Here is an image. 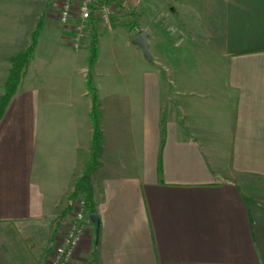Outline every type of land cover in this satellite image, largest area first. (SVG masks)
<instances>
[{
    "label": "crops",
    "instance_id": "0c3cea01",
    "mask_svg": "<svg viewBox=\"0 0 264 264\" xmlns=\"http://www.w3.org/2000/svg\"><path fill=\"white\" fill-rule=\"evenodd\" d=\"M10 8L0 0V94L10 57L31 44L38 25ZM201 18L219 40L223 81H196L188 66L167 80L151 63L135 98L128 81L93 84L103 133L92 175L101 222L98 238L92 221L86 225L75 264H91L96 245L93 264H264V0H223ZM45 82L39 92L21 83L0 122V264L47 262L92 152L87 81L83 94L66 87L56 96ZM63 103L72 112L52 111ZM57 119L71 120L68 130L58 127L62 135L54 134Z\"/></svg>",
    "mask_w": 264,
    "mask_h": 264
},
{
    "label": "rangeland",
    "instance_id": "374dc122",
    "mask_svg": "<svg viewBox=\"0 0 264 264\" xmlns=\"http://www.w3.org/2000/svg\"><path fill=\"white\" fill-rule=\"evenodd\" d=\"M3 1L11 7L8 11L13 14H20L23 17L22 13L26 11V19L31 23L33 30L40 20L44 23L42 38L46 42L45 47L42 52H35L37 56L34 55V62L32 59L31 66L26 70L21 89L32 86L39 92L48 80L50 81L48 85L53 88V96L58 95V89L66 87L81 90L83 94L90 75L87 66L90 44L75 49L71 42L67 41L68 29L62 26L58 19L61 0ZM222 2L223 0H142L138 6L130 10L133 15L128 14V10L115 7L111 27L100 26L96 29L100 52L99 61L91 72L94 82L92 84L97 86L111 83L110 87H114V83L118 81H128L129 91L132 92L130 96L135 98L136 82L142 79V72L149 68L151 63L157 65L167 80L171 73L176 76L185 75L187 71L184 68L188 66L192 70L191 76H194L196 81L206 77L217 82L223 81L227 64L218 52L219 40L210 37L211 31L201 23L203 12L210 10L212 6H222ZM134 18L142 31L150 33V53L153 62L147 61L142 51L131 42L136 36L134 30H130L131 26H134L131 25ZM219 24L220 27L221 23ZM47 58L48 60H45ZM48 61L50 65L47 67ZM169 65L173 68L176 65L178 70H175L176 72H172L173 68L171 71L165 70ZM36 97L33 106L36 107L34 110L39 111L41 110L39 94ZM87 101L85 98L81 107L85 106ZM30 106L28 105L27 114L31 111ZM14 107L17 108L16 105ZM48 109H52V105L49 104ZM53 110L55 113L72 112L67 103L53 105ZM82 111L84 113L85 107ZM15 120V116L11 114L10 121L15 123ZM52 122L56 125L54 134L62 135L58 127L68 130L71 120L57 119ZM27 123L32 124L33 121L27 119ZM64 135L69 136L65 133ZM71 152L66 150V155Z\"/></svg>",
    "mask_w": 264,
    "mask_h": 264
},
{
    "label": "built area",
    "instance_id": "2783aa9c",
    "mask_svg": "<svg viewBox=\"0 0 264 264\" xmlns=\"http://www.w3.org/2000/svg\"><path fill=\"white\" fill-rule=\"evenodd\" d=\"M142 0H61L58 19L72 31L71 45L75 49L87 45L95 26L111 27L115 7L133 10ZM90 222L86 203L79 199L65 233L57 237L50 258L45 264H72Z\"/></svg>",
    "mask_w": 264,
    "mask_h": 264
},
{
    "label": "trees",
    "instance_id": "16d2710c",
    "mask_svg": "<svg viewBox=\"0 0 264 264\" xmlns=\"http://www.w3.org/2000/svg\"><path fill=\"white\" fill-rule=\"evenodd\" d=\"M102 2H114V0H100ZM130 15H133L132 11H129ZM136 18L131 22V31L138 35L142 32V29L139 28L136 24ZM44 23L39 21L36 30L32 34L31 44L24 50L16 53L11 56L9 59L10 69L8 76L6 78L3 93L0 94V122L3 120L7 108L9 107L12 99L16 95L19 86L22 83V79L26 73L27 68L29 67L31 60L33 59L36 48L40 39L41 32L43 30ZM99 35L97 31H93L91 35V42L89 45V55H88V68L90 75L88 77L87 85L90 90H92V111L91 116L93 120L94 134L92 141V152L89 158L87 167L80 178L76 181L75 190L69 198V207L66 211L73 210L77 201L83 199L86 203L87 211L89 214L97 213V205L95 202V192L92 182V175L95 168L100 163V152L103 146V133L101 128V114L99 111V100L97 96L96 88L93 86V77L91 72L93 71L96 63L99 59ZM98 247L96 245L93 252L92 263H98L99 259L97 257Z\"/></svg>",
    "mask_w": 264,
    "mask_h": 264
},
{
    "label": "water",
    "instance_id": "95a60500",
    "mask_svg": "<svg viewBox=\"0 0 264 264\" xmlns=\"http://www.w3.org/2000/svg\"><path fill=\"white\" fill-rule=\"evenodd\" d=\"M150 33L148 31H142L132 39V43L136 45L143 53L144 58L152 62L153 58L150 53ZM90 220L95 226L96 236L98 238L100 231V216L97 213L90 214Z\"/></svg>",
    "mask_w": 264,
    "mask_h": 264
}]
</instances>
